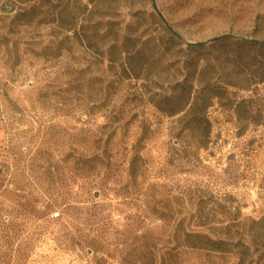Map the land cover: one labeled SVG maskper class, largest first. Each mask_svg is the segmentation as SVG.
I'll return each mask as SVG.
<instances>
[{
	"label": "rangeland",
	"instance_id": "obj_1",
	"mask_svg": "<svg viewBox=\"0 0 264 264\" xmlns=\"http://www.w3.org/2000/svg\"><path fill=\"white\" fill-rule=\"evenodd\" d=\"M0 264H264V0H0Z\"/></svg>",
	"mask_w": 264,
	"mask_h": 264
},
{
	"label": "trees",
	"instance_id": "obj_2",
	"mask_svg": "<svg viewBox=\"0 0 264 264\" xmlns=\"http://www.w3.org/2000/svg\"><path fill=\"white\" fill-rule=\"evenodd\" d=\"M254 46H259L260 43L254 42L253 43ZM193 46H197V45H193ZM200 238L203 237L202 235H198ZM202 239V238H201ZM203 244H207V246L210 247V249L212 250H219V251H227L228 249V243L223 241V240H217V239H212V238H207L205 239V243Z\"/></svg>",
	"mask_w": 264,
	"mask_h": 264
},
{
	"label": "water",
	"instance_id": "obj_3",
	"mask_svg": "<svg viewBox=\"0 0 264 264\" xmlns=\"http://www.w3.org/2000/svg\"><path fill=\"white\" fill-rule=\"evenodd\" d=\"M218 38V37H217Z\"/></svg>",
	"mask_w": 264,
	"mask_h": 264
}]
</instances>
